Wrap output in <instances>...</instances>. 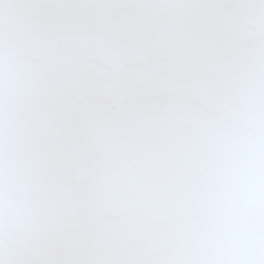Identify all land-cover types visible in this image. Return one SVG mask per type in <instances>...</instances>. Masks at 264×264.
Returning a JSON list of instances; mask_svg holds the SVG:
<instances>
[{"label": "snow or ice", "instance_id": "6c2138e0", "mask_svg": "<svg viewBox=\"0 0 264 264\" xmlns=\"http://www.w3.org/2000/svg\"><path fill=\"white\" fill-rule=\"evenodd\" d=\"M0 264H264V0H0Z\"/></svg>", "mask_w": 264, "mask_h": 264}]
</instances>
